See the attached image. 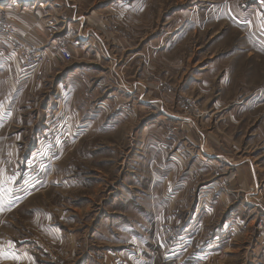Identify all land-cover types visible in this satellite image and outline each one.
<instances>
[{
    "label": "crops",
    "instance_id": "crops-1",
    "mask_svg": "<svg viewBox=\"0 0 264 264\" xmlns=\"http://www.w3.org/2000/svg\"><path fill=\"white\" fill-rule=\"evenodd\" d=\"M197 1L201 9L194 12L193 0H169L168 22L175 31L170 47L190 46L194 25L207 41L231 33L226 41L239 50L227 60L234 72L221 78L226 62L215 60L201 76L202 81L207 79L206 88L202 85L198 91L206 89L209 96L212 79L223 82L235 75L233 96L248 95L242 84L245 87V81L256 78L251 70L256 63L253 48L264 49V40L257 39L264 38V4ZM161 6V0H0V29L12 24L17 32L14 43L0 35V264H151L145 258L152 251L159 256L155 264H264V233L258 231L264 225V203L259 201L264 189L260 194L255 191L259 172L251 160L241 161L235 153L225 156V151L215 153L211 145L220 138L215 131L206 132L207 137L202 133L199 145H205L206 138L211 142L199 155L188 148L164 160L158 150L168 123L153 118L150 104L160 102L155 78L161 55L158 44L145 45L149 42L145 38L148 27L158 23ZM113 24L121 33L116 41L110 36ZM152 28L153 34L161 29ZM63 41L76 58L70 66L53 57L57 43ZM218 44L217 51L223 50L224 44ZM15 47L47 55V63L25 66L11 54ZM124 55L127 74L141 81L132 88L139 108L129 111L108 101L98 107L97 98L123 91L116 88L113 76L120 71ZM89 66L99 69L92 71ZM96 80L98 85L92 86ZM146 81L145 93L141 88ZM60 113L65 123L50 126L49 119ZM161 123L163 127L158 126ZM140 124L146 145L127 153L121 171L126 176L118 184H112V174L106 171L91 169L85 175L76 168L82 155L83 161L97 156V138H104V146L122 145ZM80 129L86 130L84 136ZM50 130L68 135L49 161L44 163L38 149L20 150L39 148L53 137ZM106 158L103 155L101 161ZM130 160L138 164L132 170ZM149 161L158 162L161 170ZM139 163L143 172L133 176L142 168ZM221 164L223 170L218 169ZM242 167L253 173L252 184ZM216 168L223 176L214 181ZM198 176L208 177L209 182L201 186L199 200L197 186L191 184ZM132 178L137 184L131 183ZM86 217L89 222L83 221ZM158 218L165 232L156 227ZM229 229L231 238L222 239ZM162 234L171 239L169 245L162 243ZM58 251L63 258L57 262Z\"/></svg>",
    "mask_w": 264,
    "mask_h": 264
},
{
    "label": "rangeland",
    "instance_id": "rangeland-1",
    "mask_svg": "<svg viewBox=\"0 0 264 264\" xmlns=\"http://www.w3.org/2000/svg\"><path fill=\"white\" fill-rule=\"evenodd\" d=\"M193 1L194 12L196 9V11H200L201 5H198L200 4V1ZM201 4L203 5L205 4V2H201ZM161 5L160 16L157 17L158 23L154 25L155 28H157V26L159 25L161 29H158V31L153 34L151 33V30L154 26L148 27L149 30L147 31L148 33H146L148 34V36L145 38V43L149 41L148 44L145 45H149L152 42L158 44V49L156 51L160 52L161 55L159 64L160 69L158 70V73L155 72L156 74H158L156 75L155 81L158 84V101L160 102L156 103L155 106L154 104H150L151 109L153 108V110H155L154 112L150 111L151 114L154 113L153 118L163 120V123H168L164 136L157 144L158 150L162 155H164V160H169L174 152H184L188 148H191L193 150L195 149L196 155H199V153L201 154L203 152V146L206 145L205 147L208 149L211 142L210 139L206 138V144L203 146L199 145L202 133L206 136V132L211 133L215 131L216 135H220V138L218 142H214V145H211L212 147H214L213 151H215V153H222V151H225V156H233V153H235L237 155H235L237 158L241 157V161L251 160L252 165L257 168L259 172L257 174L258 176L256 175V177L258 178V182L255 184V191L257 194H260V192H262V190L264 189V49L258 47L253 48L256 63L251 64V66L255 65L251 70L254 69L256 78L255 80L245 81V87L242 84V89H249V92H245L248 93V95H244V97L233 96L232 82L235 75H231L230 79H225V81L223 82L222 80L212 79L209 83V94L211 95H205L206 89L203 93L200 94L198 91L199 87L204 85L206 88L207 80L205 79V81H202L203 79L201 78L208 73L209 67L212 65L211 63L218 59H220L221 62H226L224 66L222 65V68L225 71L220 76L221 78L227 75L229 72L232 74L234 72V69H232L233 65L229 64L227 60L233 57L232 55H234L235 52L237 53L239 50L233 47V42L226 41L229 39V37H232L231 33L229 34L226 31L227 39H224L225 41L221 40V36L223 34L225 35L226 32L221 33V38L219 37L214 41H207L206 38H202L201 30L198 25H194V30L192 31L194 34L192 36V44L190 46L188 44V46L186 47L184 44L183 47H179L177 49L172 48V46L170 47L169 43H171V41L175 38V31L174 29L170 30L171 23L168 22L170 11L169 0H161ZM194 23H196L195 16ZM113 26L114 27L111 28L109 27L111 33L110 36L112 35L114 37L113 41H116V38H119L121 33L116 24H113ZM16 34V29L12 24H9L0 29V35L2 36V38L12 43H14ZM250 39L253 41L255 40V37H251ZM257 39L258 41L264 40V38L262 37H258ZM63 42L57 43L58 45L55 49L53 57L62 60L66 66H70L76 62V58L72 53L71 47L68 46V43ZM218 43L224 44L225 47L223 50L217 51L218 48L216 47H218ZM177 46H180V44H177ZM144 49L146 50V56L149 55V48L146 47ZM61 50H66L69 53L71 57L69 61L61 56ZM247 50L248 49L245 48L244 50H241V52L245 53L247 52ZM151 51L152 49H150V52ZM208 53H210V55L214 53L215 55L208 58L207 56H210L208 55ZM11 54L18 56L22 60V62H24L25 66L34 67L37 64L39 65L40 63H47V61H45V57L47 55L31 54L26 49L15 47V49L12 50ZM50 57L51 56L49 55V58ZM149 63L150 62L146 57V62L144 63L147 68L146 72H149ZM124 65L125 67L128 66L125 55L122 56V61L120 64H118V67L121 68H119L120 71L118 72V74H115L113 76L115 78V81L113 82L116 85V88H118L119 90H123L126 93H129V91H131L133 92V95H130L131 98L124 96L122 93L123 91H119V95H114L113 97H108V94H105L106 96L99 99L97 98V101L94 103L97 104L98 107L100 105H104L102 101H108V103H114L117 106H124L126 110L129 111H134L139 108V103L137 102L138 98L134 96V91H132V88L134 82L141 81H135L137 80L136 78L129 76L127 74V68L123 67ZM89 67V69H91L92 71L94 69H99L95 66ZM131 67L134 66L131 65ZM146 77H148V73H146ZM250 77H253V75H251ZM92 83V86H96L98 85L99 80H96ZM142 84L143 88H141V91H144L146 93V91L149 89L147 81L145 83L142 82ZM122 95V98L116 97ZM63 123H65V121L61 113L58 116H54L49 119L50 126L56 124L62 125ZM163 125L164 124L161 123L158 126L163 127ZM139 126L140 127H138L137 129H132L129 131L128 140H126L122 145L118 143L110 146L109 143H106V146H104V144L102 143V141L104 142V138H97L96 143H94L96 144L95 146L97 148V150L95 151L97 156H94L95 159L91 157L88 161H83L84 156L82 155L80 165H77L76 168L83 171V174L85 175H89V171L91 169L106 171L107 173L112 174V184H118L122 180V178L126 176L125 173H122L121 171L123 167H126L128 161L127 153L134 154L136 153L138 146L146 145L143 141H141L142 124H140ZM80 131L81 136H84L86 130L80 129ZM50 135H52L54 138L52 139V142H43V144H41L39 148H37V146H30L28 151L26 150V148H22L20 150L22 152L26 151L27 153H30L38 149L41 152V157H44L45 163L49 161L53 151L55 152V149H57L58 146H60L64 142V140L59 143L57 141L60 138H66L68 134L63 133L60 135L58 131L54 132L50 130ZM192 142H194V145L192 144ZM22 145L23 144L20 143L18 149L22 147ZM10 150H12V147L9 149V151ZM2 151L3 150L0 149V153H3ZM145 151L147 152V146H145ZM83 153H86V151H83ZM103 155L107 158L101 161ZM135 162L136 161L131 160L128 162V167L130 170L134 168V165H138L135 164ZM149 163H151L152 166L154 165V168H156L157 170L160 169L158 162L155 163L154 161H149ZM139 165H142V163H139ZM218 169L223 170L222 164ZM245 169L246 168L242 167V171H245L247 174V180H249V183L252 184V182L254 181V178L252 176L253 173L248 170L246 171ZM134 171L135 173L133 174V176H136V173L140 174L138 171L143 172V165L140 170L136 169ZM216 171L217 173L215 174L216 177L214 178V181L216 180V178L218 179L223 176L221 173H219L220 171L218 172L217 168ZM152 175H155V173H152ZM131 183L137 184V181L132 178ZM208 183V177L206 176H198V178H194V181H192L191 184L197 186L196 198L198 200L200 196L199 192L201 186ZM259 201L263 204V197L261 199L260 196ZM85 203H87V201H83V207H87V204ZM74 221L75 223H80L81 220L77 222V219L75 217ZM83 221L89 222L90 218L86 217ZM156 224V227H158L161 233L165 232L166 227L163 226L162 220L160 218L157 219ZM161 238L164 245L167 246V244H170L171 239L168 238L167 234H162ZM157 244L158 241L156 245ZM153 253L154 251L149 254L148 258H145L146 261H150L151 264H155L156 260L159 258V256ZM32 254H35L34 250H32L31 255ZM154 257L156 258L155 260ZM56 258H58V254H56ZM62 258L63 256H61L59 252V258L57 259V262Z\"/></svg>",
    "mask_w": 264,
    "mask_h": 264
},
{
    "label": "built area",
    "instance_id": "built-area-1",
    "mask_svg": "<svg viewBox=\"0 0 264 264\" xmlns=\"http://www.w3.org/2000/svg\"><path fill=\"white\" fill-rule=\"evenodd\" d=\"M257 1H258L260 4H264V0H257ZM60 54H61V56H62L63 58H65V59L68 60V61L71 59L69 53H68L66 50H61ZM52 139H54V138H53V137H49L48 139L44 140V143H46V142H48V141H49V142H50V141L52 142ZM63 140H65L64 137H63V138H60L57 142L59 143V142H61V141H63ZM258 231L261 232V233H264V225H263V224L260 225V226H258ZM232 234H233V230H232V229H229L228 232L224 233L222 239H224V240H229V239L231 238Z\"/></svg>",
    "mask_w": 264,
    "mask_h": 264
}]
</instances>
